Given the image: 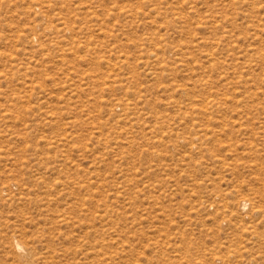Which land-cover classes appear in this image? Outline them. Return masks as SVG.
Wrapping results in <instances>:
<instances>
[{
    "label": "rangeland",
    "instance_id": "obj_1",
    "mask_svg": "<svg viewBox=\"0 0 264 264\" xmlns=\"http://www.w3.org/2000/svg\"><path fill=\"white\" fill-rule=\"evenodd\" d=\"M0 264H264V0H0Z\"/></svg>",
    "mask_w": 264,
    "mask_h": 264
}]
</instances>
